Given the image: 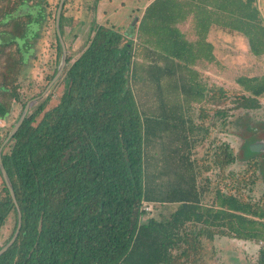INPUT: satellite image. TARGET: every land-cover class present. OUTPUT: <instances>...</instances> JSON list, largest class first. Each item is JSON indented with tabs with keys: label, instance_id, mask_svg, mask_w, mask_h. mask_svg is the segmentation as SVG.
I'll list each match as a JSON object with an SVG mask.
<instances>
[{
	"label": "trees",
	"instance_id": "obj_1",
	"mask_svg": "<svg viewBox=\"0 0 264 264\" xmlns=\"http://www.w3.org/2000/svg\"><path fill=\"white\" fill-rule=\"evenodd\" d=\"M21 5L29 10L16 14ZM39 6L0 0V119L21 99L18 78L33 52ZM63 13L62 7L61 36ZM189 15L193 41L176 26ZM214 26L245 37L253 55L264 54L256 0H152L138 20L137 43L132 24L124 32L93 24L72 62L66 51L57 102L46 108L49 93L27 109L6 142L12 129L0 138V147L6 144L1 163L21 213L17 237L0 264H197L203 239L216 236L260 242L255 262L264 264V191L252 195L264 152L241 158L218 141L209 155L192 156L202 139L195 134L208 132L202 127L206 104L225 125L228 111L257 109L264 94V75L239 76L241 90L232 91L198 78L192 65L213 58L206 39ZM145 80L154 85L156 109H141L132 88ZM224 102L229 108L220 107ZM193 103L199 104L198 122L190 114ZM156 151L161 156L155 160ZM198 161L215 177L203 175ZM235 163L243 169H228ZM0 185V225L11 211L15 217L1 248L14 233L17 211L1 172ZM142 200L176 206L168 216L141 222Z\"/></svg>",
	"mask_w": 264,
	"mask_h": 264
},
{
	"label": "rangeland",
	"instance_id": "obj_2",
	"mask_svg": "<svg viewBox=\"0 0 264 264\" xmlns=\"http://www.w3.org/2000/svg\"><path fill=\"white\" fill-rule=\"evenodd\" d=\"M39 3V13L36 20L39 21L35 29V35L31 38L29 45L33 52L27 57L19 74V93L20 101H12L10 114L5 119H0V138L6 136L12 127L16 124L24 109L22 101L28 102L29 111L32 110L45 96L50 93V101L46 108L54 105L64 89V81L59 78L48 86L50 79L55 75L61 60L62 43L65 46L67 54L72 62L85 47L93 24L113 25L121 27L126 31L130 24L133 25L130 35L133 42L137 43L138 33L136 27L138 20L142 15L143 9L152 0H64L62 43L56 37L55 16L60 0H34ZM256 5L261 12L264 21V0H256ZM61 7V8H62ZM37 10V6L33 7ZM29 10L27 6H19L16 14L24 13ZM176 26L185 34V37L193 41L196 36L194 20L189 15L185 20L176 24ZM127 37V36H126ZM128 38H130L128 36ZM207 41L212 43L213 58L211 60L198 59L192 65L198 71V78L201 82L207 84H218L229 91L241 90V86L236 79L239 76H261L264 75V54L253 55L242 35L229 33L216 26L212 27L207 35ZM147 65L148 61H144ZM44 87L46 89L43 91ZM136 98L141 109H156L158 100L154 91V85L151 81L145 80L144 83L132 85ZM43 93L34 99L40 92ZM261 106L254 110H230L225 116L226 124L222 125L221 117L213 115V105L206 104L208 116L202 123V127H207V131L202 128L194 137L201 139L192 149V156L196 159L202 155H209L210 148L218 141L229 143L232 151L241 158L249 154L263 153L264 143V94L259 97ZM231 104L224 102L220 107L229 108ZM199 112V104L193 103L190 107V114L195 122ZM252 134V135H251ZM8 136V135H7ZM245 140H250L249 143ZM262 141L263 143L250 147L253 141ZM249 144V145H248ZM3 150L6 144L3 145ZM257 150L253 152L252 150ZM157 150V149H155ZM153 152L152 149H150ZM155 153V152H154ZM157 156L161 152L156 151ZM199 169L203 175L215 177V170ZM261 175L253 186L252 195L260 196L264 191V161L260 163ZM243 165L235 163L228 169L239 171ZM258 177V174H257ZM5 192L0 185V195ZM206 195V200L210 199ZM152 210L145 212L141 216V222L149 217L161 218L175 208L174 203L151 202ZM14 213L11 211L6 217L5 222L0 225V245L4 244L10 236L14 226ZM204 252L202 259L197 264H256V257L260 242L249 240H238L226 236H216L213 240L203 239Z\"/></svg>",
	"mask_w": 264,
	"mask_h": 264
},
{
	"label": "water",
	"instance_id": "obj_3",
	"mask_svg": "<svg viewBox=\"0 0 264 264\" xmlns=\"http://www.w3.org/2000/svg\"><path fill=\"white\" fill-rule=\"evenodd\" d=\"M63 1L64 0H60L59 1L57 12H56V16H55L56 34H57V37H58L59 41H61V43H62V38H61L60 31H59V16H60V11H61V7H62V4H63ZM65 62H66V49H65L64 44L62 43V54H61L60 63L58 65V69H57L55 75L53 76V78L51 79V81L49 82L47 88L50 87V85L53 84L59 78L61 72L63 71ZM27 109H28V103L25 105V107H24V109H23V111L21 113L20 118L18 119L16 124L13 126L12 130L10 131V133L8 134V136L6 137L4 142H6L8 140V138L10 137V135L13 134L17 130V128L19 127V125L21 124L23 118L26 115ZM262 143L263 142L261 141L260 144H262ZM2 147L3 146L0 147V153H1ZM262 148L264 149V143H263ZM0 172L2 174V177H3L4 181H5L6 186L8 187V189L10 191V195H11V197H12L14 203H15V207H16V211H17V224H16V227H15L14 233H13L12 237L10 238V240L5 245H3L0 248V254H2L13 243V241L17 237V234H18V231H19L20 225H21V213L19 211L18 205H17L16 200L14 198V194H13V190H12V186H11V183L9 181V178H8L4 168L2 166L1 159H0Z\"/></svg>",
	"mask_w": 264,
	"mask_h": 264
},
{
	"label": "built area",
	"instance_id": "obj_4",
	"mask_svg": "<svg viewBox=\"0 0 264 264\" xmlns=\"http://www.w3.org/2000/svg\"><path fill=\"white\" fill-rule=\"evenodd\" d=\"M152 204H153V203H151V202H147V201H144V200L141 201L142 209H143L145 212H148V211H151V210H152Z\"/></svg>",
	"mask_w": 264,
	"mask_h": 264
}]
</instances>
